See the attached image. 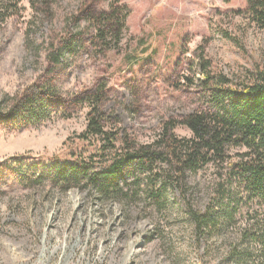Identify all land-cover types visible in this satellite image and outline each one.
Listing matches in <instances>:
<instances>
[{
    "label": "rangeland",
    "instance_id": "obj_1",
    "mask_svg": "<svg viewBox=\"0 0 264 264\" xmlns=\"http://www.w3.org/2000/svg\"><path fill=\"white\" fill-rule=\"evenodd\" d=\"M21 1L0 20V264H264V199L248 197L243 186L222 188L211 165L188 170L183 190L168 186L163 206L143 185L129 198L102 200L89 187L63 189L39 178L31 167L84 130L88 107L69 109L70 99L97 82L107 88L102 110L148 143L161 122L196 108L178 86L182 60L203 49L230 79L264 71V30L247 17L245 0H120L125 27L119 41L105 43L93 38L83 0ZM69 40L73 50L50 74L69 111L27 126L6 123L8 98L41 84L47 53ZM175 133L190 136L183 126ZM204 211L216 224L197 229L192 215Z\"/></svg>",
    "mask_w": 264,
    "mask_h": 264
},
{
    "label": "trees",
    "instance_id": "obj_2",
    "mask_svg": "<svg viewBox=\"0 0 264 264\" xmlns=\"http://www.w3.org/2000/svg\"><path fill=\"white\" fill-rule=\"evenodd\" d=\"M21 2L0 0V20L15 15ZM28 2L34 7L37 0ZM95 2L83 0L81 10L93 21V38L101 43L107 42L108 37L119 41L126 23V6L120 0H111L108 8L98 9ZM245 13L264 30V0H245ZM74 45L71 40L64 41L47 53V78L41 84L36 81L20 95L9 97L3 116L11 126H27L58 111L62 115L83 103L88 107L84 130L66 137L61 151L45 163L31 164L39 171V178L48 177L63 189L89 187L102 200L129 198L143 185L141 192L163 206L168 186L177 185L183 190L188 170L196 172L211 165L222 175V188L243 186L248 197L264 199L263 70L246 80H233L213 67L200 49L197 62L182 60L178 64L182 72L178 86L195 98L196 108L180 118L164 120L151 142L138 143L102 110L105 82L75 92L69 109L63 108L65 99L50 74L60 57L70 53ZM195 68L199 69L200 78H196ZM178 126L189 130L190 136L175 133ZM192 217L197 229L216 224L208 211Z\"/></svg>",
    "mask_w": 264,
    "mask_h": 264
}]
</instances>
